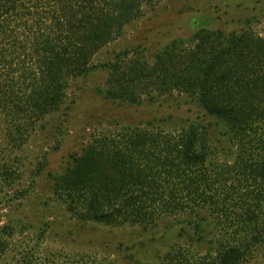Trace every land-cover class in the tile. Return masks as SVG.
Here are the masks:
<instances>
[{
  "label": "trees",
  "instance_id": "16d2710c",
  "mask_svg": "<svg viewBox=\"0 0 264 264\" xmlns=\"http://www.w3.org/2000/svg\"><path fill=\"white\" fill-rule=\"evenodd\" d=\"M157 1L0 0V119L11 146L58 111L70 83L97 68L95 53ZM191 42L173 39L151 62L118 53L100 66L108 74L99 91L132 105L176 92L200 116L174 131L136 124L93 134L52 193L78 221L150 230L166 245L154 264H246L264 255V34L200 28ZM117 250L120 264H144L138 251ZM119 259L61 251L47 261Z\"/></svg>",
  "mask_w": 264,
  "mask_h": 264
},
{
  "label": "rangeland",
  "instance_id": "374dc122",
  "mask_svg": "<svg viewBox=\"0 0 264 264\" xmlns=\"http://www.w3.org/2000/svg\"><path fill=\"white\" fill-rule=\"evenodd\" d=\"M217 27L263 35L264 0H158L144 6L138 19L95 53L97 68L70 83L65 103L39 121L21 146H11L0 119V264H26L27 258L31 264L58 263L61 251L119 259L125 253L119 246L138 251L144 264L155 263L154 254L166 249L163 240L138 226L78 221L52 193L53 179L93 134L136 124L174 131L198 118L197 103L176 92L138 105L105 99L100 91L108 70L100 66L125 50L151 62L173 39L190 45L196 30ZM246 264H264V255Z\"/></svg>",
  "mask_w": 264,
  "mask_h": 264
}]
</instances>
